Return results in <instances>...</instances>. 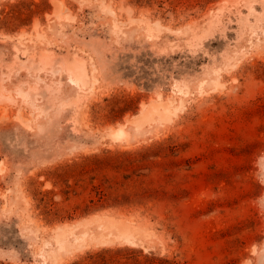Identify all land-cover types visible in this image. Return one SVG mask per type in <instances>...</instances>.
<instances>
[{"label": "rangeland", "instance_id": "rangeland-1", "mask_svg": "<svg viewBox=\"0 0 264 264\" xmlns=\"http://www.w3.org/2000/svg\"><path fill=\"white\" fill-rule=\"evenodd\" d=\"M0 264H264V0H0Z\"/></svg>", "mask_w": 264, "mask_h": 264}, {"label": "trees", "instance_id": "trees-1", "mask_svg": "<svg viewBox=\"0 0 264 264\" xmlns=\"http://www.w3.org/2000/svg\"><path fill=\"white\" fill-rule=\"evenodd\" d=\"M124 101H126V104H124V105L118 104L117 105V108L115 109L116 111L117 110L118 111H127L128 109H130V106L134 102V98L133 97H129V98H126ZM117 102L120 103V100H117ZM96 159L99 160L101 163H107L109 161V158L108 157H106V158H98V157H96ZM41 199H43V197ZM46 212H47V214L49 216H52L53 214H58V211H55L54 212L53 208L46 209ZM88 212L89 211H87L86 213H88Z\"/></svg>", "mask_w": 264, "mask_h": 264}, {"label": "bare ground", "instance_id": "bare-ground-1", "mask_svg": "<svg viewBox=\"0 0 264 264\" xmlns=\"http://www.w3.org/2000/svg\"><path fill=\"white\" fill-rule=\"evenodd\" d=\"M220 2H221V1H220ZM220 2H219V4H221L223 1H222L221 3H220ZM229 2H230V0H229ZM56 3H57V2H56ZM224 3H225V2H224ZM57 4H58V3H57ZM130 6H131V5H130ZM131 7H132V6H131ZM129 8H130V7H129ZM112 9H113V8H112ZM211 11H212V10H211ZM142 20H143V19H142ZM148 21H149V20H148ZM152 21H153V20H152ZM162 23H163V22H162ZM151 24H152V23H151ZM186 24H187V23H186ZM149 25H150V24H149ZM153 25H154V24H153ZM169 25H170V24H169ZM170 26H171V25H170ZM170 26H169V27H170ZM187 26L189 27V25H187ZM191 26H192V25H191ZM151 27H152V26H151ZM172 27H173V26H172ZM180 27H181V26H180ZM164 28H165V27H163V29H164ZM165 29H166V28H165ZM182 29H183V28H182ZM170 32H174V31H171V29H170ZM179 32H180V31H179ZM7 37H8V36H7ZM23 37H24V36H23ZM21 38H22V37H21ZM72 67H73V66H72ZM77 68H78V67H77ZM73 69H74V68H72L71 70L73 71ZM79 69H80V68H79ZM74 70H75V69H74ZM80 70H81V69H80ZM81 72H82V70H81ZM85 73H86V72H85ZM73 74H74V71H73ZM75 74H76V73H75ZM83 74H84V73H83ZM83 74L80 73V76H79V77L81 78V75H83ZM86 75H87V74H86ZM77 76H78V75H77ZM77 76H75V77H77ZM83 76H84V75H83ZM83 76H82V77H83ZM75 77H74V78H75ZM79 77H77V78H79ZM85 78L87 79L86 76H85ZM81 80H82V79H81ZM84 81H85V79H84ZM84 83H85V82H84ZM153 98H154V97H152V99H153ZM154 101H155V100H154ZM148 104H149V103H148ZM168 104H169V103H168ZM168 104H167V105H168ZM171 106H172V105H171ZM142 107H143V108L145 107V103L142 105ZM143 108H142V109H143ZM148 109H149V108H148ZM148 109H147V110H148ZM166 109H168V108H166ZM145 110H146V109H145ZM154 110H155V109H154ZM148 111H150V110H148ZM148 111H146V112L148 113ZM167 111H168V110H167ZM169 111H170V110H169ZM143 112H144V111H143ZM151 112H152V111H150L149 113H151ZM147 113H146V114H147ZM162 113H163V112H162ZM165 113H166V112H165ZM165 113H164V114H165ZM164 114H162V115L165 116ZM149 115H150V114H149ZM167 115H168V114L166 113V116H167ZM141 116H142V115H140V118H141ZM147 116H148V115H147ZM163 116H162V117H163ZM168 116H169V115H168ZM168 116H167V117H168ZM149 118H150V117H149ZM165 118H166V117H165ZM134 119H135V118H134ZM141 119H142V118H141ZM137 120H140V119H137ZM137 120H135V121L137 122ZM150 120H151V119H149V121H150ZM141 121L143 122V121H145V120H141ZM137 123H138V122H137ZM144 123H145V122H144ZM144 123H143V124H144ZM113 130H114V129H113ZM117 135H118V134H117ZM92 216H93V215H91L90 217H92ZM94 216H95V215H94ZM100 216H101V215H100ZM103 216H105V215L102 214L101 218H102ZM106 216H107V215H106ZM108 216H109V215H108ZM97 217H98V216H97ZM95 218H96V217H95ZM84 219L86 220V218H84ZM88 219H89V218H88ZM90 219H91V218H90ZM93 219H94V217H93ZM93 219H92V220H93ZM99 219H100V218H99ZM85 220H84V221H81V220H80V222H83V223H84V222H87V220H86V221H85ZM92 220H90V221H92ZM94 220H95V219H94ZM78 221H79V220H78ZM88 221H89V220H88ZM75 223H77V222H75ZM67 224H68V223H67ZM67 224H66V226H67ZM72 225H73V224H72ZM57 226H58V225H57ZM66 226H64V228H65ZM77 226H79V225H77ZM67 227H70V225H68ZM73 227H74V226H73ZM73 227H72V229H73ZM75 227H76V225H75ZM61 228H62V227H61ZM54 229H55V228H54ZM66 229H67V228H66ZM60 230H61V229H60ZM63 230H65V229H63ZM56 231H58V230L56 229ZM56 231H55V232H56ZM58 233H59V232H58Z\"/></svg>", "mask_w": 264, "mask_h": 264}]
</instances>
